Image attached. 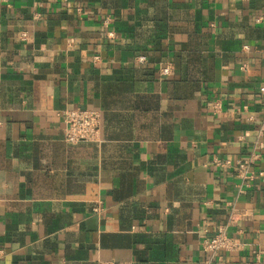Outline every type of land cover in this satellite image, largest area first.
<instances>
[{
	"label": "crops",
	"instance_id": "crops-1",
	"mask_svg": "<svg viewBox=\"0 0 264 264\" xmlns=\"http://www.w3.org/2000/svg\"><path fill=\"white\" fill-rule=\"evenodd\" d=\"M262 84L264 0H0V264H264Z\"/></svg>",
	"mask_w": 264,
	"mask_h": 264
},
{
	"label": "built area",
	"instance_id": "built-area-1",
	"mask_svg": "<svg viewBox=\"0 0 264 264\" xmlns=\"http://www.w3.org/2000/svg\"><path fill=\"white\" fill-rule=\"evenodd\" d=\"M5 1V0H4ZM263 19L262 16L255 18V21L259 22ZM109 36H113L114 32H108ZM27 36L26 31L21 32V37L24 39ZM243 48L247 49L248 46L244 45ZM99 56L95 55L94 59H98ZM147 57L145 54H139L135 57V61L138 63H145ZM246 64H242L241 68H245ZM159 72L161 74H168L170 72V66L166 65L162 67ZM259 91L261 93V102L264 104V84L260 85ZM221 100L214 99L211 103L212 111L218 112L222 108ZM58 116L61 118L64 124V137L67 142L78 143L82 141L97 140L99 127L101 123V113L94 108H64L57 111ZM264 148V142H257L248 157L237 158L234 161L235 169L240 176L245 179L252 177L251 167L255 164L256 160L260 158L261 152L259 150ZM217 164L221 166L231 165L230 159L223 161L217 160ZM100 207H93V210H99ZM234 220V213L230 212L228 222ZM227 222V224H228ZM227 224H220L216 232L205 238L201 244L202 249L207 253V259L205 264H210L212 260L219 255L222 251L237 250L241 247L242 243L233 236H230L227 231ZM97 264H133L129 260H99Z\"/></svg>",
	"mask_w": 264,
	"mask_h": 264
}]
</instances>
